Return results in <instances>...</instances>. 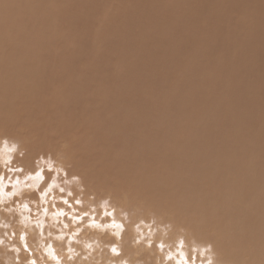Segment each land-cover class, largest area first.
I'll return each instance as SVG.
<instances>
[{
    "label": "rangeland",
    "instance_id": "obj_1",
    "mask_svg": "<svg viewBox=\"0 0 264 264\" xmlns=\"http://www.w3.org/2000/svg\"><path fill=\"white\" fill-rule=\"evenodd\" d=\"M28 1L29 0H15L12 5H7L3 0L2 7L4 8V14L8 13V11L15 14L18 13L20 8H25L27 6L26 2ZM47 1V3L39 7V12L37 11L38 14L50 11L52 16H55L54 13L61 10L59 7L64 6L62 0H59L60 2L57 3L54 2L57 0ZM246 1L247 0H73L72 6H69V12L63 14L61 20H55V27H51L55 33L53 31H51L52 33L45 32V42L42 40L38 43L40 44V54L35 56L38 61L24 59L17 52L10 50L9 44L17 45V38H13L8 42H0V77L8 75L9 80L12 78L14 79V76L20 77V79H14L16 80L17 91L12 93L11 87L7 90L0 88V97L9 99L14 97L18 103L23 104L19 106H25L28 102L35 105L46 104L49 112L46 114V123H41L37 126L38 129L37 127H35V129L31 127L33 128L32 130L27 127L28 130L26 128V120L21 118L18 120L19 122L21 121L20 123L17 122L14 127L7 128L6 133H2L4 131L0 130V134L14 136L23 140L28 150V156L26 157L28 161L41 153H64L67 148H69L70 144L69 150L72 149L73 153H77V151L79 152L80 150L79 153H82L84 156L82 157V161L86 160V164L93 170L95 164H106L99 158L100 156L98 154L103 156L102 153H105V155L109 154L110 157L117 158L119 156L117 153H125L130 164V193L139 196L140 199L141 190L150 191L155 185L160 184L169 190L183 188L186 192L185 200L188 201L189 199H193L188 196L191 191L189 184L190 180L199 188L197 194L201 196V198L207 199L209 191L218 189L229 194L231 192L230 189L217 188L225 187L220 183H214V185H212L202 180L201 178L206 177L212 170L207 168L200 171V168L201 166H206L208 162L213 163L215 166H223L225 164L224 154L225 157L230 154H236L233 148L239 141L246 145V150L245 154L240 153L243 157L237 162V166L241 168L254 163L259 169V179H261L260 181L264 184V153L258 154V150H264V0H259L263 1L261 4L254 3L255 0H248L250 4ZM90 6L92 9H90ZM246 14H248V18L245 17ZM171 15L174 16L175 19H171ZM54 16L49 18L53 20ZM31 20L29 22H31ZM145 24L147 25L146 27ZM189 25L191 27H189ZM149 29L155 31V33H152ZM30 31H33L32 28ZM250 32L261 36H253L254 38H252ZM180 33H182L181 36ZM146 35L147 37H145ZM151 35L155 36V38L159 36L153 39L152 45L148 44L149 47L146 55L138 57L134 52L136 48L133 51L131 46L135 47L134 45L138 44L142 38L148 39V37H150L151 39ZM97 36L99 37L97 38ZM179 36L180 38L175 43V47L180 51L172 44V40L178 39ZM147 39L146 41L148 43ZM195 40L196 43H193ZM157 41L160 43L159 45ZM245 41H249L252 45H250L252 52H250L248 56L251 58L249 59L251 61H247L246 64L248 65L254 61L256 66L254 64V69L246 71L242 79H239L241 80L239 83L241 86H238L236 89V83L239 81L237 80L235 81L236 83H233L234 77L228 78L222 76L219 79L217 78L218 81L214 80L212 71L218 67L224 68L225 66H230L233 62L230 56H226V53L229 54L228 47L226 46L233 45L236 42L241 44V42ZM67 42L71 44L76 42V44L79 45L76 49L78 52L76 51L75 53L80 59L79 63H81L80 66H78H85V69H87L85 63L87 65L90 63L93 65L92 68H94L97 73L101 74L98 80V77L95 79V82L98 84L100 80H103L104 99L97 97V102L99 104L93 102L90 111V119L96 123H93V126L88 129H79L81 132L78 133L81 138L86 137V135L88 136L90 133L93 138H96L94 140L95 142L92 143L85 142L84 139L86 138L76 143L71 136L51 132L53 126L50 123L52 121L50 114H54L55 112L50 104H56L53 95H61L65 100L78 104L81 102L82 88L89 79L87 73L77 72L72 68H69L70 71H68L61 67L52 66L53 61L50 56L59 57L60 54L57 53L59 48L58 45L60 43L66 44ZM194 44L199 47L196 49H200L201 55L188 56L189 50H191L190 47H195ZM47 47L53 50L51 51L52 53L49 51L51 53L50 55L47 53ZM34 50L36 51L37 48ZM150 50L154 51L152 52ZM172 50L176 52V54L172 55V53H170ZM35 51H32L33 53L30 55H34ZM93 51L95 55L92 53ZM158 51H167L169 55H172V60H170L172 63L169 64L163 61L158 62L156 56ZM66 54L71 57L68 51H66ZM208 54L209 57L207 58L206 55ZM86 55L88 57H86ZM120 55L123 56V59H117ZM83 57L85 58L84 61L82 60ZM241 58L243 60L245 57L242 56ZM228 60H231V62ZM200 69L202 70L200 71ZM71 73L78 79L81 86L77 84V81L74 80V76ZM179 73L182 76H178ZM31 74L33 75L34 81L31 80ZM91 75H94V73ZM173 75H175V77ZM61 76L70 77L75 87V93L65 92L57 86L56 80ZM162 79L168 82L173 81L171 83L172 85H168L167 87V85H164L162 82ZM45 83H49L50 88L43 87L42 85ZM253 83H256L257 86ZM90 88L93 89L91 86ZM41 89H45L47 94H38ZM250 94L251 96L256 95L257 98H254L253 103L255 106L256 104L260 106H258L259 108L253 113L255 117L252 116L250 118L249 126L240 120L231 123L234 129L245 127L243 132L239 134L234 133V135H232V131L230 133L231 128H228L229 131H227L226 123H228L233 113H237V109L223 107L222 100L237 106V104L240 103L239 100L251 97ZM183 100L186 102H182ZM200 107L203 111H199V109H201ZM84 110L85 106L82 111ZM256 113L258 114L255 115ZM211 114L212 119L208 121L211 118ZM213 114L214 116L216 115L217 118L213 117ZM182 116L189 117L183 118ZM205 119L208 120L205 121ZM187 121L189 123H187ZM19 124L22 125V127ZM210 124H212L210 133L207 135L204 132L201 135L203 126H209ZM47 125L49 128L45 127ZM256 125L257 127H255ZM41 130L49 131L46 133L47 137L45 140L42 134H40ZM112 132L114 134H112ZM255 132L259 137H263V139L259 140L256 145H251L249 144V136H253ZM28 133L31 134L29 135ZM83 133L86 134L84 135ZM185 133L188 137H194L196 135H199V137H197L196 141H194V139L190 142L189 139H185ZM224 133L226 135H224ZM21 134L22 136H20ZM33 136L36 137L33 138ZM56 137L58 139H56ZM31 138H33V140ZM60 139L65 142H57ZM101 139L103 140L101 141ZM30 141H34V143H30ZM38 141L42 142L40 143ZM70 141L74 142L70 143ZM56 142L59 143L58 146ZM60 143L62 145H60ZM64 144H67V147L64 146ZM250 146L252 148H250ZM76 147H78V149ZM29 148L31 149L29 150ZM63 149H65V151ZM73 149H76L75 152ZM192 150L195 152L197 150V152L195 153ZM247 150L249 152H247ZM66 152L68 153L69 151L67 150ZM86 153L98 154H96L93 159L89 156L85 158ZM209 153L220 154L209 159ZM187 155H189V157L186 158V160H190L189 158L191 155H194L192 163L181 161V159ZM259 156L261 159H258ZM234 163L235 162L230 163V165H236ZM20 167L23 169L24 164L21 163ZM215 172L220 174L219 170ZM0 173V176H3L5 180H9L10 177L13 180L24 177L22 171L13 174L7 168H0ZM101 173L102 172L99 173L100 177L98 176L99 179H97V181L99 180V183L103 184L101 183L103 182V175H101ZM105 173H102L105 175L104 178L107 177ZM32 174L35 175V172ZM253 174H255V172ZM44 176L45 180L44 183L40 185L39 191H43L45 184L48 182V173L45 172ZM82 176L84 175L82 174ZM24 178L26 179V177ZM100 178L102 179L100 180ZM85 180L86 178H84V181ZM85 183L90 185L87 180ZM91 184H94V182H91ZM230 184L235 186L238 183ZM103 185H105V183ZM99 187L100 186H97L95 189L99 190ZM105 189L107 191L110 190L108 188ZM235 189L232 196L236 195ZM7 191H11V183L8 184ZM110 191L115 193L119 191L118 194L123 192L122 189ZM254 193L257 198L259 195L264 196V192H262L261 195L258 189H256ZM53 195H55V193H53ZM25 196L36 200L39 198V193L34 191L26 193ZM19 200L20 197L14 198L13 205L18 203ZM263 200L264 198L260 201ZM75 206L77 208H75ZM30 207L32 206L30 205ZM45 207L51 206L46 204ZM61 207H63L65 211H70L72 210L71 207L73 209H79L80 205L74 204L69 198L67 205H64L63 201L56 202V209H53V211ZM158 212L171 215L178 224L183 223L181 218L176 215L174 209L164 208L163 211ZM66 218L68 217L64 219ZM246 264H250L249 261L246 262Z\"/></svg>",
    "mask_w": 264,
    "mask_h": 264
},
{
    "label": "bare ground",
    "instance_id": "obj_2",
    "mask_svg": "<svg viewBox=\"0 0 264 264\" xmlns=\"http://www.w3.org/2000/svg\"><path fill=\"white\" fill-rule=\"evenodd\" d=\"M2 1L3 0H0V42H8L9 40H11L13 38H17L18 44L13 45L10 43L9 44L10 50L17 52L24 59H30V60H36L35 56L40 54V49H39L40 44H38V43H40V41H42V40L44 41V39H46L45 32L50 33L51 31H53L51 27H55V25H54L55 20H58V19L61 20V18L63 17V14L69 12V6H72V2H73V0H62L64 3V6L59 7L61 10L56 11L54 13L55 16L53 15L54 18L52 20L50 18H52L53 16H52V13H50V11L38 14L39 7L42 4L47 3L48 2L47 0H29L28 2H26L27 6L25 8H20V11L16 14L12 13L10 11H8V13L4 14V11H3L4 8L2 7ZM4 1L7 5H12L13 1H15V0H4ZM60 1L57 0L54 2L57 3ZM246 2H248V0ZM255 2L257 4L263 3V1H259V0H255L254 3ZM90 9H92L91 6H90ZM62 11H65V12H62ZM21 16H23V17H21ZM19 17H21V18H19ZM245 17L248 18V14H246ZM33 19H34V22H33ZM171 19H175L174 16H172ZM30 20H31V22H29ZM60 23H62V22H60ZM35 24H36V27H35ZM193 25H194V23H193ZM193 25H192V27H193ZM146 26L147 25L145 24V27ZM148 27H150V26H148ZM152 27H151V29H152ZM189 27H191V26L189 25ZM31 28L33 30L32 32L30 31ZM165 28H166V26H165ZM53 29H55V28H53ZM151 29H149V30L152 31ZM254 29H252V30H254ZM167 30H168V28H167ZM171 30H174V29H171ZM53 32L55 33V31H53ZM152 33H155V31H152ZM181 34L182 33H180V36H181ZM250 34H251L252 38H254L256 36H261V35H258L256 33H252V32H250ZM180 36L178 37V39L172 40V44L174 47H175V43L179 40ZM98 37L99 36H97V38ZM145 37H147V35ZM94 38H96V37H94ZM156 38L153 35H151V39H150V37H148V39L142 38L141 39L142 41L140 40L138 44L134 45L135 47L131 46V49L134 51L136 48V51H134V52L138 55V57L139 56L143 57L148 52V47H149L148 44L150 45L151 43H153V39H156ZM146 39L148 40V43H147ZM49 41H51V40H49ZM250 42H251V40H250ZM250 42L245 41V42H241V44L236 42L233 45H227L226 46V47H228V52H229V54L226 53V56H230V58H232L231 60H233V62H232V64H230V66H225L224 68L217 66L218 68L215 69L214 71H212V74L214 76V78H213L214 80H217V78L219 79L222 76H226L228 78L234 77L233 83H236L235 81H237V80L239 81L236 83L237 86L235 84L236 89L238 86H241V84H239L241 82V80H239V79L240 78L242 79V76L245 75L246 71H249L251 69L253 70L254 67L256 66L254 61L251 63L249 62L250 64H248V65L246 64L247 61H251V60H249L251 58L248 57L250 55V52H252L251 47H250V45H251ZM193 43H196V40ZM159 44L160 43L158 42V45ZM58 46H59L58 52L57 51L56 52L60 54L59 57L50 56L52 61H53L52 66L61 67V68H64L68 71H70L69 68H72L77 72L87 73L89 75V79L82 88L81 102H79L78 104H75L71 101L65 100L61 95H53L54 99L56 100V104H50L53 107L54 112H55L54 114H50V117L52 118V121L50 123L53 126L51 129V132L56 133V134L62 133L66 136L67 135L71 136L73 138V140L76 141V143H77V141L80 142V140L84 139V138H86V139H84L85 142H88V143L95 142L94 140L96 138L95 137L93 138L90 133L88 134V136L86 135V137L83 136L84 138L79 137L78 133L81 132V131H79V129L80 130H81V128L88 129V128L93 126V123H96L95 121H91L90 111H91L92 103L93 102L98 103L97 97L104 99V90H103L104 86L102 84L103 80H100L98 82V84L95 82V79L98 77L97 78V80H98L99 76L101 74L97 73V71H95V69L92 68L93 65H91L90 63L88 65L85 63L87 69H85V66L79 67L81 64V63H79L80 59L75 54L77 51L76 49L79 47V45L76 44V42L72 43V44L70 42H67L66 44L60 43ZM194 46H195V44H194ZM198 46H199V43H198ZM171 47H172V45H171ZM35 48H37L36 51L34 50ZM196 48H199V47H197V46L190 47L191 50H189L188 56H191V55L192 56H199V55H201V52L199 51L200 49L198 50ZM176 49H178V48H176ZM46 50H47L48 55H50L52 53L51 51H53L52 49L51 50L48 49V47L46 48ZM225 50H226V48H225ZM32 51H35L34 55H30L31 53H33ZM66 51H68V53L71 57H69L68 54H66ZM150 51H152V50H150ZM123 52H125V51H123ZM92 53L94 54V51ZM170 53H172V55L176 54V52H173V50ZM182 54L185 55L184 53H182ZM52 55H54V54H52ZM172 55H169V53L167 51H162V52L158 51V53L156 54L158 62L163 61V62H168L169 64L172 63V62H170V60H172V58H171ZM204 56H201V57H204ZM242 56L245 57L243 60L241 58ZM255 56H256V54H255ZM86 57H88V56L86 55ZM206 57L208 58L209 54L206 55ZM120 58L123 59V56L120 55V56H118L117 59H120ZM84 59L85 58L83 57L82 60L84 61ZM175 59H177V58H175ZM227 59H228V57H227ZM231 60H228V61L231 62ZM36 61H38V60H36ZM80 62H82V61H80ZM254 64H255V66H254ZM225 65H226V63H225ZM232 65H234V66H232ZM243 65H244V67H243ZM201 70L202 69H200V71ZM92 73H94V75H91ZM71 74L74 76L73 73H71ZM162 74H164V73H162ZM173 76L175 77V75H173ZM178 76H182V75L179 73ZM30 77H31V80L34 81L32 74L30 75ZM156 77H157V75H156ZM179 78L182 79L181 77H179ZM14 79L17 80V79H20V77L14 76ZM14 79L12 78L11 80H9L8 75H4V76L0 77V88L3 90H7L11 87L12 88L11 92L15 93L17 91V88H16V80H14ZM74 80H76L77 84L79 86H81V84L78 82V79L75 76H74ZM222 81H224V80H222ZM157 82H158V80H157ZM162 82L164 83V85H167V87H168V85H172L171 83L173 81L168 82V81H163V79H162ZM56 84L60 89H62L65 92L75 93V87L73 86V83H72L70 77L61 76V77L57 78ZM253 84H252V86H253ZM173 85H174V83H173ZM254 85H256V83ZM42 86L45 88H50L49 83H45ZM90 86L93 89H91ZM250 91H252V90H250ZM243 92H244V90H243ZM38 94H47V91L45 89H41V90H39ZM236 96H237V94H236ZM250 96H251V94H250ZM255 97H256V95H252L251 97H248V98L246 96L247 99L242 97L243 99L239 100L240 103L237 104V106L232 105L228 101L222 100L223 107H226L229 109H237V113H233L232 116L229 118L228 123H226L227 125L225 124L227 126V131H229L228 128H231L230 133L232 131V133H233L232 135H234V133L239 134L245 130V127H242L240 129H234L231 125L232 122H236L237 120H240L249 126L250 118L252 116H254L253 113L256 112L255 110L259 108L258 106H260V105L257 106V104H256V106L254 105L253 100ZM182 102L185 103L186 101L183 100ZM212 102H214V101H212ZM203 104H204V102H203ZM19 105H23V104L18 103L14 97H12L10 99L0 97V130L4 131V132L1 131L2 133H6L7 128L14 127L16 125V123L19 122L18 120H20L21 118H24L23 120H26V128L28 127L32 130H33V128H31V127H34V129H35V127L39 126L41 123H43V122L46 123V119H47L46 114L48 112L46 104H44V105L43 104H36L35 105V104L28 102L27 104H25V106H19ZM100 105L103 106L102 104H100ZM84 106H85V110L82 111ZM213 106H215V105H213ZM261 107H263V106H261ZM201 109H199V111H203V109L202 110ZM257 114L258 113H256L255 115H257ZM182 117L187 118L189 116H187V117L182 116ZM213 117H216V115L214 116V114H213ZM211 119H212V114H211V118L209 120L208 119L207 120L211 121ZM213 119H215V118H213ZM207 120L205 119V121H207ZM187 123H189V122L187 121ZM48 125H49V123H48ZM48 125L45 127L49 128ZM207 125L206 126L202 125L203 129L201 130L202 131L201 135L204 132L207 135L210 133V128L212 129V124H210L209 126H207ZM251 125H253V124H251ZM20 126L22 127V125H20ZM23 127H25V126H23ZM45 127H43V128H45ZM255 127H257V125ZM37 129H38V127H37ZM190 129H191V127H190ZM187 130H188V128H187ZM104 131H106V130H104ZM40 132H41L40 134H42V136H43V139L45 140V138L47 137L46 133H48L49 131L41 130ZM83 134L85 135L86 133H83ZM112 134H114V133L112 132ZM253 134H254L253 136H249V138H250L249 144L256 145L259 140L263 139V137L262 138L259 137L256 134V132ZM35 135H37V134H35ZM224 135H226V134L224 133ZM20 136H22V134ZM58 136H59V134H58ZM60 136H62V135H60ZM34 137H36V136H33V138ZM197 137H199V135L198 136L196 135L194 137H191V136L188 137L185 133V139H189L190 142L194 139H195L194 141H196ZM33 138H31V139L33 140ZM56 139H58V138L56 137ZM71 139H68V140H71ZM104 139H105V137H104ZM114 139H116V138H114ZM102 140L103 139H101V141ZM27 141H29V140H27ZM42 141H38V142L41 143ZM57 142L63 143L65 141L60 139ZM71 142L72 141H70V143ZM197 142H198V140H197ZM26 143H28V142H26ZM30 143L33 144L34 141L33 142L30 141ZM61 143H60V145H62ZM58 144L59 143H57V146H58ZM236 144L237 145H235V147L233 148V150L236 154H230L227 157H225V154H224L225 164L223 166H215L213 163L208 162L206 164V166H201V168H200V171L203 169H207V168L212 170V172L210 174H207L206 177H202L201 178L202 180H204L208 184H212V185H214V183H220L222 186H225V187H217V188L226 189V190L230 189L231 192L229 194H226L223 191H220L219 189L209 191L208 192V194H209L208 198L204 199V198H201V196H199L197 194L199 188L197 187V185L193 181L190 180L189 184L191 187V191L189 192L188 196L190 198H193V199H189L188 201L185 200L186 192L183 188H177L175 190H169L160 184L155 185L153 187V189L150 191L141 190L140 191L141 199L139 198V196L131 194L130 193L131 173L129 171L130 164L128 162V159H127V156L125 153H117V155H119L117 158L110 157L109 154L105 155V153H102L103 156L98 154V153H86L85 158L89 156V157H92L94 159L96 154H98L100 156L99 158H101L102 161L106 163L105 165L95 164V167L93 170L90 169V167L86 164V160L82 161V157H84V156L82 153H79L80 150H79V152L77 151V153H73L72 149L69 150V148L71 146L70 144H69V148H67V150L69 152L67 153L66 152L67 150L65 151V149H63L65 151V152L63 151L64 152L63 154L66 155L70 160V163L72 165L71 171L78 173V174H81V175L83 174L84 175L83 177L86 178L88 183H90V185H88L90 189H95L97 186H100L99 187L100 189L98 188L99 190H101V189L106 190L105 188H108V189L114 190V191L122 189L123 192L127 193L131 197H133L135 199L143 200L144 202H146L149 205V207L152 208L153 210L163 211L164 208L174 209L176 212V215L179 218H181V221L183 223H188V224H191L192 226L198 227L204 231L205 235L209 236L210 238L215 239L218 243V246L221 248L222 252L224 253V255L226 257H232L235 259H245L246 262L249 261L250 264H261V262H264V200L263 201H260V200H262L264 198V196L262 195V192H264L263 191V185L264 184L262 181H260L261 179H259L260 178L259 177L260 176L259 171H258L259 169L256 167V165L254 163H252L246 167H241V168L239 166H237V162L240 160L241 157H243L240 153L245 154L246 145L240 141ZM66 145L67 144H64V146H66ZM73 147H74V144H73ZM76 148L78 149V147H76ZM250 148H252V147L250 146ZM30 149L31 148H29V150ZM73 150L75 152L76 149H73ZM31 151H33V150H31ZM192 151H194V150H192ZM196 152H197V150H196ZM247 152H249V151L247 150ZM107 153H109V152H107ZM259 153H264V150L263 149L258 150V154ZM218 154H220V153H209V159H212L213 157H215ZM188 157H189V155L182 158L181 161L186 162V163H192L193 162L192 158L194 157V155H191V157L189 158L190 160H186V158H188ZM259 158H260V156L258 157V159ZM72 159H74V160H72ZM233 159H236V160H233ZM233 162H235L234 164H236V165L231 166L230 163H233ZM204 163H206V162H204ZM217 170L220 171V174L215 172ZM100 172H102V173L106 172L105 174H107V177L104 178L105 175L101 173V175H103V179L100 178V180L102 179V181H103L101 183H103V184L105 183V185L100 184L99 180L97 181V179H99L98 176L100 177V175H99ZM254 172H255V174H253ZM91 182H94V184H91ZM230 183H238V184L235 185L236 186L235 187L234 185H231ZM234 189H235L236 195L232 196L234 193ZM256 189L259 190V192L262 196L259 195V197L257 198L256 195H254L255 194L254 191ZM118 192L119 191H117V194H118ZM237 197H238V200H237ZM70 200H71V202L73 201L72 199H70ZM72 206H73V204H72ZM75 208H77V207L75 206ZM71 209H73V208L71 207ZM66 219H68V218H66Z\"/></svg>",
    "mask_w": 264,
    "mask_h": 264
},
{
    "label": "clouds",
    "instance_id": "obj_3",
    "mask_svg": "<svg viewBox=\"0 0 264 264\" xmlns=\"http://www.w3.org/2000/svg\"><path fill=\"white\" fill-rule=\"evenodd\" d=\"M27 156L21 139L0 134V168L26 177L0 176V264H246L226 257L202 229L178 224L143 200L90 189L63 153ZM34 191L38 199L25 196ZM69 198L80 208L53 211Z\"/></svg>",
    "mask_w": 264,
    "mask_h": 264
}]
</instances>
